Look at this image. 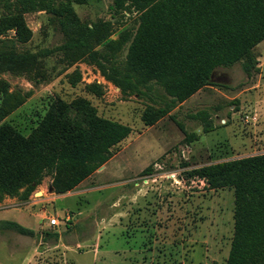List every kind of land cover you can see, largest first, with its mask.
I'll return each instance as SVG.
<instances>
[{"label": "rangeland", "instance_id": "374dc122", "mask_svg": "<svg viewBox=\"0 0 264 264\" xmlns=\"http://www.w3.org/2000/svg\"><path fill=\"white\" fill-rule=\"evenodd\" d=\"M158 1L54 0V7L64 3L72 14L23 13V39L14 30L0 34V53L26 58L16 66L0 62V125L9 123L27 137L63 103L70 115L84 108L131 129L110 159L72 190L58 193L53 185L69 182L72 172L45 168L27 199L26 186L2 197L0 222L35 235L0 230V264H226L233 189H210L188 172L264 154V40L249 59L214 70V86L159 115L162 104L153 100L163 92L153 80L138 81L147 85L146 95L114 82L135 81L144 67L156 66L145 41L152 21L144 20ZM80 39L98 63L85 50L63 48ZM244 64L252 66L249 79ZM194 115L216 129L203 133ZM184 132L196 140L184 142ZM65 213L71 220L49 225Z\"/></svg>", "mask_w": 264, "mask_h": 264}, {"label": "trees", "instance_id": "16d2710c", "mask_svg": "<svg viewBox=\"0 0 264 264\" xmlns=\"http://www.w3.org/2000/svg\"><path fill=\"white\" fill-rule=\"evenodd\" d=\"M42 10L72 14L64 3L54 7V0H0V34L14 30L23 39L26 28L22 14ZM150 21L145 41L152 45L156 66L144 67L145 73L136 74L135 81L125 76L114 82L122 90L146 95L147 85L138 81L153 80L163 92L153 101L162 104L159 115H167L203 87L214 86V70L250 58L264 40V0H159L145 16L144 22ZM63 48L85 50L98 63L96 53L83 39L67 41ZM25 60L23 55L0 53V62L12 66ZM251 67L242 66L248 79ZM192 118L202 123L203 133L216 129L207 117ZM130 132L128 126L97 118L84 108L70 115L63 103L51 109L27 137L9 123L1 124L0 200L4 195L18 194L23 186L22 197L27 199L37 184L36 176L45 168L72 172L69 182H53L58 193L72 190L102 167L112 156V148ZM184 134V142L196 140L194 134ZM188 176L203 180L210 189H233L234 235L226 264H264V154L204 165L191 169ZM0 230L35 235L10 222H0Z\"/></svg>", "mask_w": 264, "mask_h": 264}, {"label": "built area", "instance_id": "2783aa9c", "mask_svg": "<svg viewBox=\"0 0 264 264\" xmlns=\"http://www.w3.org/2000/svg\"><path fill=\"white\" fill-rule=\"evenodd\" d=\"M69 220H71L70 214L65 213L61 219H58V217H52L48 222L51 227H57L59 224H64Z\"/></svg>", "mask_w": 264, "mask_h": 264}, {"label": "water", "instance_id": "95a60500", "mask_svg": "<svg viewBox=\"0 0 264 264\" xmlns=\"http://www.w3.org/2000/svg\"><path fill=\"white\" fill-rule=\"evenodd\" d=\"M52 191V189H51V187H49V192H51Z\"/></svg>", "mask_w": 264, "mask_h": 264}]
</instances>
